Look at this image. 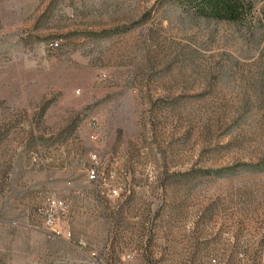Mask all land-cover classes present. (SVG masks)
I'll return each instance as SVG.
<instances>
[{
	"label": "rangeland",
	"instance_id": "374dc122",
	"mask_svg": "<svg viewBox=\"0 0 264 264\" xmlns=\"http://www.w3.org/2000/svg\"><path fill=\"white\" fill-rule=\"evenodd\" d=\"M250 1L0 0V264H264Z\"/></svg>",
	"mask_w": 264,
	"mask_h": 264
},
{
	"label": "trees",
	"instance_id": "16d2710c",
	"mask_svg": "<svg viewBox=\"0 0 264 264\" xmlns=\"http://www.w3.org/2000/svg\"><path fill=\"white\" fill-rule=\"evenodd\" d=\"M195 12L202 16L231 22H243L253 12L250 0H188ZM264 19V8H263Z\"/></svg>",
	"mask_w": 264,
	"mask_h": 264
},
{
	"label": "built area",
	"instance_id": "2783aa9c",
	"mask_svg": "<svg viewBox=\"0 0 264 264\" xmlns=\"http://www.w3.org/2000/svg\"><path fill=\"white\" fill-rule=\"evenodd\" d=\"M98 177H99V172H98V170H97V167L94 166V167L90 170V172H89V178H90L91 180H96ZM131 256H132L131 254L128 255V257H131Z\"/></svg>",
	"mask_w": 264,
	"mask_h": 264
}]
</instances>
